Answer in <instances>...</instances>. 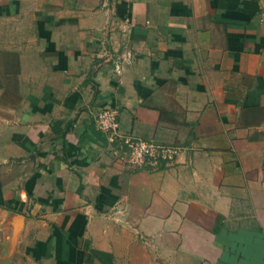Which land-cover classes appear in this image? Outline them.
<instances>
[{"label":"crops","instance_id":"crops-1","mask_svg":"<svg viewBox=\"0 0 264 264\" xmlns=\"http://www.w3.org/2000/svg\"><path fill=\"white\" fill-rule=\"evenodd\" d=\"M0 264H264V0H0Z\"/></svg>","mask_w":264,"mask_h":264},{"label":"built area","instance_id":"built-area-1","mask_svg":"<svg viewBox=\"0 0 264 264\" xmlns=\"http://www.w3.org/2000/svg\"><path fill=\"white\" fill-rule=\"evenodd\" d=\"M96 127L110 143L125 150L128 164L135 168L158 169L172 163L180 152V147L174 143L153 141L122 132L119 113L113 107H105L100 111L96 118Z\"/></svg>","mask_w":264,"mask_h":264},{"label":"rangeland","instance_id":"rangeland-1","mask_svg":"<svg viewBox=\"0 0 264 264\" xmlns=\"http://www.w3.org/2000/svg\"><path fill=\"white\" fill-rule=\"evenodd\" d=\"M133 134H134V133H133ZM135 135H136V134H135ZM137 136H138V135H137ZM139 137H140V136H139ZM150 140H153V141H154L155 139H150Z\"/></svg>","mask_w":264,"mask_h":264}]
</instances>
